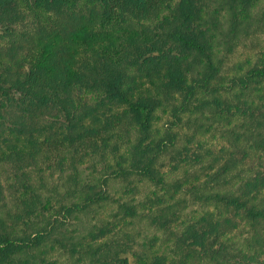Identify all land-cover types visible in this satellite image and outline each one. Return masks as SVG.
<instances>
[{
	"label": "trees",
	"instance_id": "obj_1",
	"mask_svg": "<svg viewBox=\"0 0 264 264\" xmlns=\"http://www.w3.org/2000/svg\"><path fill=\"white\" fill-rule=\"evenodd\" d=\"M199 1L0 0V264H128L120 256L137 238L125 228L137 218L169 236L171 264H264V54L230 67L264 34V8L203 0L215 10L199 16ZM73 87L96 94V107L73 100ZM194 106L197 133L211 123L228 153L200 151L203 176L191 177L189 164L169 181L160 168L178 133L157 131V114L170 107L176 128ZM78 156H120L107 176L145 180L152 195L133 205L87 193L39 226L41 165L58 159L63 172ZM187 196L199 211H187ZM106 203L117 206L115 223L103 222L100 235L65 234ZM46 246L69 258L47 257ZM167 257L165 248L149 264Z\"/></svg>",
	"mask_w": 264,
	"mask_h": 264
},
{
	"label": "rangeland",
	"instance_id": "obj_2",
	"mask_svg": "<svg viewBox=\"0 0 264 264\" xmlns=\"http://www.w3.org/2000/svg\"><path fill=\"white\" fill-rule=\"evenodd\" d=\"M259 6L257 11H261L264 8V0H258ZM176 4L179 0H176ZM199 16L209 10H215V7L208 4L207 1L198 2ZM9 27V26H8ZM17 28V27H16ZM30 29V28H28ZM5 36V32L0 28V38ZM1 41V40H0ZM246 45L238 50L230 63V67H233L235 63L249 61L251 63L253 57H260L264 54V34L253 37V39L245 42ZM71 96L73 100L84 105H91L96 107L98 97L96 94L86 92L79 88L71 89ZM1 104L5 105V99L1 98ZM200 104V103H199ZM198 103L195 105L197 106ZM9 106V104H8ZM193 107V112L184 116L183 122L180 126L172 128L176 123V119L171 112V108H164L157 114V120L155 126L157 131L165 132L173 130L178 133V140L176 147L171 149L162 161L160 170L166 174V179L171 181L175 178L182 179L184 171L188 168L187 165L191 164L190 176L199 177L203 176L201 169L203 164H197L199 158L197 153L205 152L207 150L212 151L215 155L222 154L224 150L228 153V143L226 139L219 133L208 129L209 122L203 120L205 123L204 130L197 133V126L195 122L198 114L196 108ZM206 119V118H200ZM209 131V132H208ZM196 134L194 138L193 135ZM187 148L185 151H183ZM177 152H182V158H175ZM188 157H186V156ZM191 157V158H190ZM229 157L222 156V159ZM69 157L65 170L62 172L61 168L57 166L58 159L53 160L52 163L42 164L43 175H45L46 188L43 193V206L40 208L37 215L32 219L39 226L44 225L48 219L59 216L64 212V207L72 204L82 203L86 194L92 192L104 191L108 195L110 202H128L133 205H140L144 202L147 196L152 195L154 190L151 184L145 180H140L134 177L118 178L109 177L108 171L114 168L116 162H122L120 156L109 157L107 163H102L99 157L92 158L87 157ZM220 158V159H221ZM211 159V158H210ZM186 160V162H182ZM210 161V160H209ZM255 163V159L253 160ZM208 164V161L205 162ZM203 166V167H202ZM0 173V178L4 177V174ZM42 174H39V169L35 170L32 174V180L36 185H39V180ZM179 195H177L178 197ZM187 211H199V207L194 205L192 198L187 196ZM101 205V206H100ZM95 205L87 212L79 214L76 218L67 223L63 230L69 237H79L81 239H91V233L100 235V228L105 223H115L114 213L117 210V206L113 203H106ZM60 213V214H59ZM117 222V221H116ZM126 231L134 232L136 236V243L133 248L126 254L120 256L121 262L125 260L128 264H149L152 262H158L159 258L164 254L165 248L167 249V258H165L162 264H171V252L169 250L170 241L167 234H163L149 225L143 218H137L130 222L125 228ZM47 257L58 260L59 262L66 261L69 258V254L62 249L55 247L52 249L50 246H46ZM264 262V257L260 259ZM159 263V262H158ZM191 264H197L194 261Z\"/></svg>",
	"mask_w": 264,
	"mask_h": 264
}]
</instances>
